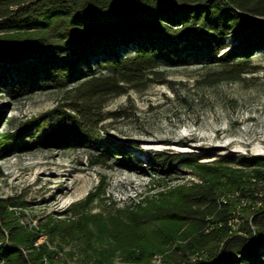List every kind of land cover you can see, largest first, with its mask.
I'll return each mask as SVG.
<instances>
[{
	"label": "rangeland",
	"instance_id": "374dc122",
	"mask_svg": "<svg viewBox=\"0 0 264 264\" xmlns=\"http://www.w3.org/2000/svg\"><path fill=\"white\" fill-rule=\"evenodd\" d=\"M255 22L264 24V18ZM239 41L228 39L225 51ZM246 64L245 73L231 77L227 64L192 50L177 63H163L145 85H131L96 104L85 123L94 128L100 147L38 143L35 131L27 133L37 118L66 108L67 88L38 86L13 94L1 82L0 138L16 140L13 145L0 140V206L19 244H46L51 253L39 264H163L192 227L164 222L131 230L128 213L173 202L178 192L205 178L215 182L223 202L257 185L251 176L255 168L244 162L264 158V48H256ZM108 147L128 152L131 160L118 153L102 162ZM160 153L200 155V165L206 166L201 168L207 169L176 163L164 171ZM223 158L236 163L221 165ZM211 169H219L218 176ZM234 177L243 185L233 184ZM251 204L239 202L233 228L244 222ZM119 225L124 242L117 243L111 232L119 233ZM7 245L12 248L8 240ZM129 245L137 248L122 249ZM3 258L0 253V264H17Z\"/></svg>",
	"mask_w": 264,
	"mask_h": 264
},
{
	"label": "trees",
	"instance_id": "16d2710c",
	"mask_svg": "<svg viewBox=\"0 0 264 264\" xmlns=\"http://www.w3.org/2000/svg\"><path fill=\"white\" fill-rule=\"evenodd\" d=\"M256 18H264V0H0V83L5 81L4 87L13 94L38 86L67 88L66 108L37 118L27 133L35 131L38 143L100 147L94 128L85 123L96 104L122 95L131 85H145L160 73L163 63L181 61L187 50L207 53L212 63L227 64L225 73L239 77L250 54L264 48V24L256 23ZM230 38L240 41L225 51ZM0 140L13 145L16 137ZM118 153L131 160L128 152L108 147L101 161ZM157 159L164 171L176 163L207 169L200 165L204 158L194 153H160ZM232 163L236 160L219 161ZM244 163L255 168L251 176L257 185L239 188V199L221 201L215 182L205 178L178 192L173 202L128 213L131 230L164 222L192 227V234L164 257L163 264H264V158ZM211 171L213 177L220 172ZM237 178L231 182L242 186ZM243 199L252 203L244 209L249 214L233 228L230 221ZM6 216L0 206V253L5 261L39 264L50 255L46 244L21 246ZM118 227L119 233L111 234L115 242H124L120 230H125ZM134 247L122 249L132 252Z\"/></svg>",
	"mask_w": 264,
	"mask_h": 264
}]
</instances>
